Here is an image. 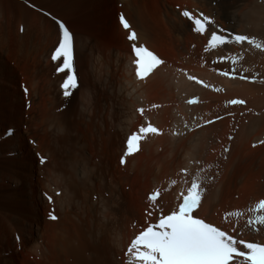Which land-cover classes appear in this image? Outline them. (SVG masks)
<instances>
[{
    "label": "bare ground",
    "instance_id": "bare-ground-1",
    "mask_svg": "<svg viewBox=\"0 0 264 264\" xmlns=\"http://www.w3.org/2000/svg\"><path fill=\"white\" fill-rule=\"evenodd\" d=\"M183 10L210 18L204 34ZM52 18L73 35L77 88L67 97ZM213 31L264 43V0H0V264H125L135 227L175 211L194 179L203 196L193 215L264 245V227L246 225L264 200V51L206 50ZM134 44L164 61L143 80ZM148 123L159 134L121 166L128 135ZM237 211L238 222L227 215Z\"/></svg>",
    "mask_w": 264,
    "mask_h": 264
},
{
    "label": "snow or ice",
    "instance_id": "snow-or-ice-1",
    "mask_svg": "<svg viewBox=\"0 0 264 264\" xmlns=\"http://www.w3.org/2000/svg\"><path fill=\"white\" fill-rule=\"evenodd\" d=\"M182 15L194 22V30L197 33H205L210 18L203 17V20H201L192 16L188 11H184ZM121 22L125 29L130 28L123 16H121ZM59 27L62 32V39L52 59L57 61L63 58L62 66L58 67L57 71L64 72L67 70L69 73L62 85L65 89L64 95L67 97L71 95V89L77 88V79L73 67V35L62 22L59 23ZM128 39L137 40V34L131 32ZM245 42L257 50L264 51V43L258 42L254 37L237 34L229 38L219 35L215 31L210 34L206 50L216 49L218 46L232 43L243 44ZM133 52L136 57L134 60L136 75L141 80L164 63L144 46L137 47L134 44ZM220 59L226 58L221 57ZM231 62L235 65L238 61L233 59ZM234 74L235 69H233L231 75L234 76ZM223 75L229 76L230 73L225 72ZM240 78L249 79V77L244 76H240ZM189 79L195 78L189 77ZM195 102L193 100L189 101V103ZM229 103L240 105L244 104L245 101L233 99ZM139 111L143 113L144 110L140 109ZM208 123H211V121H208ZM11 134L10 131L9 135ZM149 134H159L158 129L152 126L151 123L140 127L137 133L130 135L127 139L125 155L138 152L140 142ZM40 162H45L43 157H41ZM121 163H124L123 159ZM173 184H175V181H173ZM181 195L182 202L179 204L178 210L172 211L169 215L161 216L157 224L148 226L146 230L135 237L128 249V254L131 257L128 264H233V261H236V264H264V245L237 240L225 231L193 215L194 210L200 206L203 196V188L199 179L192 180L191 186L187 189V194L182 193ZM158 197L159 192L153 193L150 200L156 202ZM49 200L51 201V197H49ZM249 212L259 214L250 216L246 220V225L254 230L257 226L264 227V200L259 201L254 208L249 209ZM227 215L235 217L237 222L244 217V213L240 211ZM50 219L55 220L57 217L50 214ZM238 245H243L244 250H241Z\"/></svg>",
    "mask_w": 264,
    "mask_h": 264
},
{
    "label": "rangeland",
    "instance_id": "rangeland-1",
    "mask_svg": "<svg viewBox=\"0 0 264 264\" xmlns=\"http://www.w3.org/2000/svg\"><path fill=\"white\" fill-rule=\"evenodd\" d=\"M27 3H29V2H25V4L24 5H26L28 8H30L28 5H27ZM30 4V3H29ZM31 9V8H30ZM54 21V20H53ZM20 30H19V33H22V31H23V26H20V28H19ZM22 30V31H21ZM12 65V64H11ZM63 106V105H62ZM61 108V107H60ZM62 110V109H61ZM65 110V109H64ZM23 126H26V125H23ZM22 126V127H23ZM23 130H26V128L24 129V128H22ZM11 129H8L7 131H6V134L7 135H9V132L8 131H10ZM12 132H13V130H12ZM11 132V133H12ZM111 133H113V132H111ZM110 133V134H111ZM112 135V134H111ZM96 160H97V158H96ZM95 160V161H96ZM95 163H98V162H95ZM11 188H14V189H16V186L15 185H13V184H11V186H10ZM125 190L126 191H128L129 190V187L128 186H125ZM13 197H15V198H13V201H14V203H13V208H15V209H17V211H19V209L22 211V210H24L23 208H24V205H23V203L21 204V201H22V199L19 197V196H17V195H15V196H13ZM19 199H18V198ZM47 197H49V196H47ZM15 199V200H14ZM18 199V200H17ZM19 202V203H18ZM16 203H18L17 205H16ZM22 205V206H21ZM16 206V207H15ZM22 208V209H21ZM4 255H8V253H5ZM118 257V256H117ZM31 260H33L32 259V256H31V258H30Z\"/></svg>",
    "mask_w": 264,
    "mask_h": 264
}]
</instances>
